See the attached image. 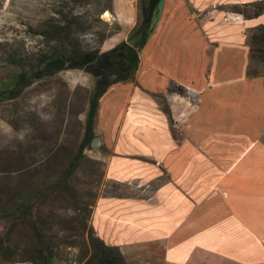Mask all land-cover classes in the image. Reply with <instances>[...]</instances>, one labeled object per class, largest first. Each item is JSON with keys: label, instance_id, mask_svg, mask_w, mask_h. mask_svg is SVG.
Wrapping results in <instances>:
<instances>
[{"label": "crops", "instance_id": "1", "mask_svg": "<svg viewBox=\"0 0 264 264\" xmlns=\"http://www.w3.org/2000/svg\"><path fill=\"white\" fill-rule=\"evenodd\" d=\"M120 1L135 24L139 0ZM255 1L162 0L137 81L100 100L107 179L124 189L98 198L91 225L128 264H264V76H247L264 13L219 8Z\"/></svg>", "mask_w": 264, "mask_h": 264}, {"label": "rangeland", "instance_id": "2", "mask_svg": "<svg viewBox=\"0 0 264 264\" xmlns=\"http://www.w3.org/2000/svg\"><path fill=\"white\" fill-rule=\"evenodd\" d=\"M87 1L85 6H68L78 11L75 14L79 17L72 27V37L86 49L99 46L103 51L112 49L128 39L141 17L136 0L124 2L138 4V19L131 25L123 21L120 0ZM59 2L0 0V91L4 94L0 100V211L34 187H40V194L45 195V189L69 170V163L87 135L95 76L72 68L41 78L36 75L42 55L52 51V46H46L40 34ZM109 5H112L110 10L101 12ZM228 7L219 8L227 11ZM107 11L110 15H106ZM179 27L181 31L193 30L192 23L188 22ZM182 47L177 43L171 49L179 53ZM171 49L167 52L171 53ZM170 58L177 60L178 54ZM184 64L190 65V62ZM22 74L27 75L26 81L20 80ZM137 74L136 69L131 79L137 81ZM98 123L99 114L92 140L101 136ZM92 140L80 155L67 185L39 198L33 209L38 230L56 248L55 264H80L84 240L93 229L91 221L98 198L124 189L107 179L108 150L92 146ZM3 225L10 229L15 225L12 245L21 250L17 249L20 260L30 258L29 252L39 246V241L29 224L23 219H4L0 214V227Z\"/></svg>", "mask_w": 264, "mask_h": 264}, {"label": "trees", "instance_id": "3", "mask_svg": "<svg viewBox=\"0 0 264 264\" xmlns=\"http://www.w3.org/2000/svg\"><path fill=\"white\" fill-rule=\"evenodd\" d=\"M161 2L162 0H139L141 17L137 26L127 40L121 41L107 51H103L101 46L95 49H86L72 37V27L78 23L79 17L75 14L76 10H72L68 6L71 4L85 6L88 3L87 0H60L57 4L54 15L48 20L40 34L43 43L50 48L52 46V51H46L42 55V64L36 71V75L41 78L66 68H72L85 70L95 76L96 86L90 101L87 135L78 154L69 163V170H66L64 176L60 177L54 185L45 189V195L40 194V187H34L26 195L14 198L8 208L0 211L1 217L4 219L25 220L39 241V246L29 252L30 258L20 260L18 250H21L18 246L16 248L12 245L15 225L11 229L3 225L0 227V264H55L56 248L46 242L43 234L38 230L33 209L39 198H44L55 192L57 188L67 185L73 168L80 161V155L91 143L101 98L113 84L131 79L140 62L139 52L143 50L152 34L155 14ZM111 8L112 5H109L101 12ZM227 11L243 15L245 19L257 18L264 13V0L230 5ZM249 44L250 61L247 76L249 78L263 77L264 24L250 32ZM26 79L27 75L20 76V80L26 81ZM172 85L169 88L170 92L186 94L184 87L174 83ZM3 95V91H0V100L4 98ZM83 246L80 264H128L121 249L118 246L107 244L93 229L88 232V238L86 241L84 240Z\"/></svg>", "mask_w": 264, "mask_h": 264}, {"label": "water", "instance_id": "4", "mask_svg": "<svg viewBox=\"0 0 264 264\" xmlns=\"http://www.w3.org/2000/svg\"><path fill=\"white\" fill-rule=\"evenodd\" d=\"M92 146L94 147H102L103 146V140L101 136H96L92 140Z\"/></svg>", "mask_w": 264, "mask_h": 264}, {"label": "bare ground", "instance_id": "5", "mask_svg": "<svg viewBox=\"0 0 264 264\" xmlns=\"http://www.w3.org/2000/svg\"><path fill=\"white\" fill-rule=\"evenodd\" d=\"M105 14V13H104ZM106 15H110V13L107 11Z\"/></svg>", "mask_w": 264, "mask_h": 264}]
</instances>
